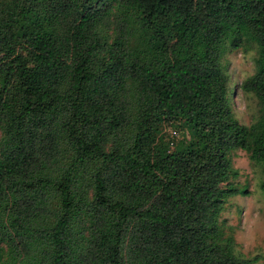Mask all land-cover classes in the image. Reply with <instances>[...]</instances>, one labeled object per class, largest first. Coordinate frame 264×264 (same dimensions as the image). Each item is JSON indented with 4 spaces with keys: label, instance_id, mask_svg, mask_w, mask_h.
<instances>
[{
    "label": "trees",
    "instance_id": "trees-1",
    "mask_svg": "<svg viewBox=\"0 0 264 264\" xmlns=\"http://www.w3.org/2000/svg\"><path fill=\"white\" fill-rule=\"evenodd\" d=\"M235 149L264 174V0L0 3V264H261L219 225Z\"/></svg>",
    "mask_w": 264,
    "mask_h": 264
},
{
    "label": "rangeland",
    "instance_id": "rangeland-1",
    "mask_svg": "<svg viewBox=\"0 0 264 264\" xmlns=\"http://www.w3.org/2000/svg\"><path fill=\"white\" fill-rule=\"evenodd\" d=\"M5 0H0V3ZM256 46L248 51L241 48L225 55L223 61L233 86L232 100L238 120L247 126L257 122L262 116L260 103L253 93H246L240 85L256 72ZM172 133L176 131L169 128ZM186 130L176 131L182 136ZM174 134V133H173ZM233 168L238 176L230 177L223 189L247 190V195L227 197L219 217V225L225 237L233 236L236 252L244 258L264 256V181L262 165L251 159L242 149L229 153ZM264 264V258L259 262Z\"/></svg>",
    "mask_w": 264,
    "mask_h": 264
}]
</instances>
